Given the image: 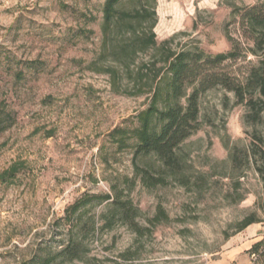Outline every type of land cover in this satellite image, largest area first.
<instances>
[{
  "label": "rangeland",
  "instance_id": "374dc122",
  "mask_svg": "<svg viewBox=\"0 0 264 264\" xmlns=\"http://www.w3.org/2000/svg\"><path fill=\"white\" fill-rule=\"evenodd\" d=\"M155 1L153 26L127 20L125 0L106 27L105 0H0V264H264L247 252L264 240L247 157L252 135L264 148L262 104L209 88L172 166L134 156L175 55L228 54L234 40L220 71L245 76L256 59L238 11L257 0Z\"/></svg>",
  "mask_w": 264,
  "mask_h": 264
},
{
  "label": "trees",
  "instance_id": "16d2710c",
  "mask_svg": "<svg viewBox=\"0 0 264 264\" xmlns=\"http://www.w3.org/2000/svg\"><path fill=\"white\" fill-rule=\"evenodd\" d=\"M125 0H105L103 5V22L106 27L112 26L121 20L123 12L117 10ZM137 7L126 14L127 20L142 21L149 17L151 26L154 25L156 15L155 0H129ZM125 16V15H124ZM240 30L247 41L251 43L245 51L255 57L256 62L247 69L245 76H231L220 71L226 60L236 62L240 43L231 41L233 49L228 54H217L213 57L200 53L181 52L175 55L168 63L167 74L161 84L160 95L162 106L160 109L150 107L148 114L154 119L155 125L150 121L143 124L142 131L137 137L134 156L153 155L167 166H172L175 161V151L179 146L199 130V95L205 90L220 86L226 92L232 93L236 105H244L255 109L256 104H262L264 98V0L244 7L238 11ZM187 86H193L192 91L186 95ZM184 98V104L180 100ZM259 112L254 116L259 117ZM149 122V123H148ZM249 144L247 157L255 164V172L262 183L263 196L258 204V209L264 217V148L260 139L253 135ZM236 150V149H235ZM231 151V159L235 160ZM251 153V154H250ZM256 154L260 156V163L256 161ZM255 158V159H254ZM127 211H125L126 213ZM256 222L253 215L246 217L238 227V232ZM256 261L264 262V240H259L251 245L247 251ZM60 253L72 260L76 257L73 245L65 248ZM53 260L45 258L38 263L52 264Z\"/></svg>",
  "mask_w": 264,
  "mask_h": 264
}]
</instances>
